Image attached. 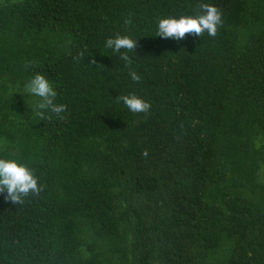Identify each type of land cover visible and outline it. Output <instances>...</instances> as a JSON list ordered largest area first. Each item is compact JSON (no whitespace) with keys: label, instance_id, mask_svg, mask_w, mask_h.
<instances>
[{"label":"trees","instance_id":"1","mask_svg":"<svg viewBox=\"0 0 264 264\" xmlns=\"http://www.w3.org/2000/svg\"><path fill=\"white\" fill-rule=\"evenodd\" d=\"M204 3L215 37L156 36ZM37 73L64 119L33 114ZM0 141L44 186L0 194V264H264V0H0Z\"/></svg>","mask_w":264,"mask_h":264},{"label":"clouds","instance_id":"2","mask_svg":"<svg viewBox=\"0 0 264 264\" xmlns=\"http://www.w3.org/2000/svg\"><path fill=\"white\" fill-rule=\"evenodd\" d=\"M130 24V20L125 21ZM222 13L211 4H201L200 13L195 16H180L179 18L168 17L158 20V31L156 36L163 39H173L176 41L183 40L186 35L201 37L206 32L210 37L217 35L218 29L222 26ZM105 46L112 49L116 53L125 50L120 59L126 62V66L132 63L128 52L135 51L137 48V40L127 35L117 34L106 40ZM82 55V54H81ZM95 59L91 60V64H95ZM131 79L134 82L140 81V76L135 72H130ZM24 92L30 96L38 97V100L31 107L33 114L38 116L40 120H51V116L47 113L64 119L61 115L66 112L67 106L57 103V92L49 82V80L40 73L28 80L24 84ZM124 105L133 113H148L151 108L150 103L144 101L136 94L122 95L117 97ZM6 141H0V150ZM142 155L147 157L148 151L145 150ZM39 178L31 167L27 164L20 163L16 159L0 158V194H4L5 201H10L15 205H23L25 198L40 197L44 190V186L38 183Z\"/></svg>","mask_w":264,"mask_h":264}]
</instances>
